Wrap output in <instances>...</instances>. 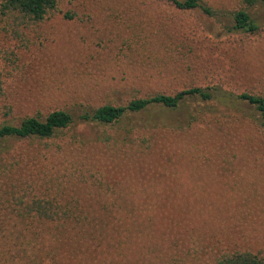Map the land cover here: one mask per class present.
<instances>
[{
	"label": "trees",
	"instance_id": "obj_1",
	"mask_svg": "<svg viewBox=\"0 0 264 264\" xmlns=\"http://www.w3.org/2000/svg\"><path fill=\"white\" fill-rule=\"evenodd\" d=\"M157 1L161 6H152L157 11L169 7L196 12L221 24L214 38L264 30V0H235L234 6H217L207 0ZM62 2L0 0V33L6 40H15L14 48L0 43V155L8 156L0 165V264H41V253L48 250L46 237L56 244L78 231L88 254L94 251L88 240L97 237L108 252L113 243L118 252L133 247L134 264H264V250L235 238L248 237L247 216L254 208L252 202L260 201L257 189L261 174L254 168L256 162L251 164L248 159L249 154L259 153L248 150L257 139L248 137L258 135V144L264 147V93L236 91L210 82V69L205 70L210 62L198 65V46L191 45L188 37L175 43L158 30L135 33L136 28L130 26L131 34L123 37L128 51L121 53L139 58L124 70L136 71L130 83L122 85L124 98L81 105L78 110L54 109L44 116L26 115L19 122L13 121L11 80L19 67V52L30 47L29 30L58 13ZM64 15L72 17L68 11ZM130 25L135 26V22ZM205 30L209 34L208 28ZM168 79L172 86H168ZM152 106H181L188 114L183 122L158 119L135 123L131 119L134 113L146 112ZM232 117L249 128L237 138L243 145L228 139L212 160L210 147L200 145L190 136L191 130L204 124L211 133L213 128L222 132V119ZM236 121L227 126L224 135ZM86 122L106 126L98 141L106 146L129 144L125 149L141 157L155 150L158 139L163 151L169 144L181 145L183 152L169 156L175 157L174 162L164 166L163 191L155 192L156 200L147 203L145 196V200L135 199L129 186L112 181L105 171L95 169L79 155L86 142L68 131ZM107 126L114 128L112 133ZM14 139L34 146L35 155L44 161L42 176L34 174L22 154L11 151L9 141ZM76 141L83 144L81 150L74 145ZM212 191L216 199L238 202L232 220L228 207L207 203ZM201 199L204 203L198 204ZM208 224L209 228H203Z\"/></svg>",
	"mask_w": 264,
	"mask_h": 264
},
{
	"label": "rangeland",
	"instance_id": "obj_2",
	"mask_svg": "<svg viewBox=\"0 0 264 264\" xmlns=\"http://www.w3.org/2000/svg\"><path fill=\"white\" fill-rule=\"evenodd\" d=\"M207 1L217 6L235 5V0ZM140 4L144 6L138 7ZM152 6L161 4L157 0H63L58 13L36 29L29 30L32 39L30 47L19 52V67L14 71L15 78L11 80L15 94L13 121L19 122L26 115L44 116L54 109L78 110L81 105H95L124 98L126 94L122 85L129 84L132 74L136 72L126 73L124 70H128V64L137 62L139 58L127 57L121 53L122 50L128 51L123 37L131 34L130 26L136 28L135 33L140 29L154 30L153 32L158 30V33L175 43L186 36L191 45L198 46V65L210 62V67L205 66V70L210 69L211 72L210 82L220 83L236 91L260 90L264 93V30L260 34H231L214 38L221 25L214 20L196 12L175 11L169 7L157 11ZM66 11L70 12L72 17H66ZM132 22H135V26L130 25ZM204 24L209 34L206 33ZM0 43L15 47V40H6L1 33ZM151 57L154 60V54ZM191 74L192 72H185L187 76ZM167 81L168 86H172V81ZM187 114L188 111L181 106L175 109L152 106L146 112L134 113L130 117L135 123L140 120L154 123L158 119L164 122H183ZM236 120L233 117L222 119V132L213 128L211 133L208 126L200 124L191 130L190 136L197 139L200 145L210 147L209 152L214 154L213 160L218 156V152L225 148L224 144L228 139H235L236 144H242L237 138H242V132H249L246 125H241ZM234 121L235 125L226 134L228 136L224 135L227 126H231ZM105 127L96 122L78 123L72 126L68 135L74 134V138L86 142L83 152L78 153L86 157L95 169L105 171L112 181L123 182L129 186L135 199L145 196L146 202L152 203L156 200L155 192L163 191L161 185L164 166L174 162L175 157L169 156L182 153L183 148L176 142L173 146L169 144L163 151L158 139L155 150L141 157L130 148L125 149L130 147L129 144L106 146L98 141V137H103L102 130ZM107 128L111 133L114 130L110 126ZM234 131L238 132L231 136ZM253 131L257 133L255 127ZM212 134L219 136L214 137ZM250 137H256L257 140L248 150L259 151L249 154L248 159L251 164L256 162L254 168L261 174L258 178L260 186L257 189L260 201H251L254 208L249 212L245 225L249 232L248 237L237 235L235 238L255 249L264 250V147L258 144V135L248 138ZM248 138H244L243 142L248 144ZM9 144L13 153L24 156V163H28L34 174L38 177L43 175L44 161L35 155L34 146L29 141L14 139L10 140ZM74 145L81 150L83 144L76 141ZM187 152L189 151L184 153ZM5 157L0 155L1 166L8 160V156ZM199 160L205 161L203 158ZM155 188L162 190H154ZM213 195L212 191L211 201L207 203L228 207L232 220L233 208L238 202L232 199L222 201ZM248 202L243 204L248 206ZM202 203V199L198 201V204ZM206 226L209 228L210 224L203 225V228ZM198 227H201L200 224ZM72 235L74 236L66 238V241H57L56 244H52L46 237L44 243L48 250L44 249L41 253V264H134L133 247L120 249L118 252L113 243L112 250L108 252L102 246L101 239L96 237L88 240L94 247L93 254L90 255L83 247V240H80V231Z\"/></svg>",
	"mask_w": 264,
	"mask_h": 264
}]
</instances>
